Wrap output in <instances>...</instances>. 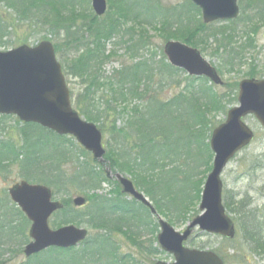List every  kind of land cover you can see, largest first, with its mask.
Instances as JSON below:
<instances>
[{"label":"trees","instance_id":"16d2710c","mask_svg":"<svg viewBox=\"0 0 264 264\" xmlns=\"http://www.w3.org/2000/svg\"><path fill=\"white\" fill-rule=\"evenodd\" d=\"M144 1L149 11L138 0H108L112 16L98 23L92 10L87 13L83 8L84 0H0V9L4 7L14 13L8 24L7 19L0 16V48L8 46L4 38L14 22H31L33 28H47L56 41L63 36L62 43L53 45L67 85H72L69 88L72 106L90 123L113 118L104 157L107 165L114 174L128 175L134 187L152 202L158 215L168 219L171 225H179L189 220L188 215L199 203L203 183L211 170L213 154L208 141L214 125L213 117L208 116L224 107L214 89L206 86V79L191 80L199 85L197 89L191 86L166 103L157 95H149L156 78L165 80L171 72L178 71L167 64L162 52V61L157 62L156 70L154 60L141 55L149 44L147 31L154 28L164 42L177 40L191 48H200L201 53L206 40L212 38L217 47L214 52L216 56H223L222 63L227 71L243 60V52L253 45L248 34L247 42L236 46L233 32L226 35L224 31L203 25L199 9L188 0L182 5L162 9L155 0ZM246 2L257 10L254 20L264 24V0ZM130 3L137 11L130 8ZM249 19L246 17L245 21ZM77 20L85 23L77 25ZM131 21L146 31L125 28L124 25ZM112 39L118 40L115 43L117 48L123 46L131 62L121 70L113 71L111 77L103 78L102 66L115 57V52L110 55L104 52L105 45ZM222 70L218 67V73ZM252 76L251 71L249 77ZM76 80L82 88L79 94L73 87ZM233 88L232 92L236 91ZM98 91H106L112 97L97 99ZM119 118H125L122 128L115 126ZM9 121L13 126H9ZM13 129L18 139L16 142L11 138ZM48 136H54L60 142L50 147V151L44 139ZM66 145L72 146L66 137H58L33 123H21L13 116H0V177L10 176L12 167H15L20 179L45 185L53 195L64 192L68 185L81 191H99L106 184L113 186L109 197L97 193L84 195L88 204L83 211L75 209L72 202L65 199L61 201L63 208L55 212L56 228L68 224L86 226L97 233L95 236H88L77 248L47 249L28 258L24 264H126L116 257L117 243L113 233H120L137 245L134 237L141 232L134 233V227L141 231L150 226L156 233L157 223L151 220L149 209L123 195L119 184L105 176L103 166L86 150L78 148L80 151L72 154ZM78 157L88 160L79 163ZM66 162H72L75 167L69 177L61 171ZM224 206L236 216L235 225L238 227L237 239H222L226 246L216 251L224 264L231 259L228 251L241 246L239 238L253 256H264V225L254 210L248 209L245 200L226 198ZM29 227L26 217L10 203L6 191L2 190L0 264L6 263H3L6 253L11 256L9 260L22 255L24 245L29 242ZM149 251L151 255L157 249L151 246ZM65 259H68L66 263L63 262Z\"/></svg>","mask_w":264,"mask_h":264},{"label":"water","instance_id":"95a60500","mask_svg":"<svg viewBox=\"0 0 264 264\" xmlns=\"http://www.w3.org/2000/svg\"><path fill=\"white\" fill-rule=\"evenodd\" d=\"M237 0H191L201 10L203 23L234 20L238 16ZM91 7L97 17L106 12V0H91ZM164 54L175 69L184 70L192 77H204L213 84H222L215 69L201 58L200 53L180 42H167ZM238 106L227 113L226 121L212 131L210 151L214 153L212 170L204 182L199 211L183 232H177L164 220L159 219L161 233L158 245L173 257L172 264H223L210 251L190 250L184 243L196 228L200 232L234 238L235 226L226 216L222 206L221 176L228 162L253 141L254 133L244 122L252 116L264 129V80H243L238 86ZM0 115L14 116L21 122L33 123L59 136H70L92 155V159L104 165L105 150L102 147L101 132L94 124L81 119L71 106L69 90L57 63L54 47L41 42L36 47L19 46L5 52L0 51ZM110 178L111 171L106 168ZM122 192L142 203L156 215L155 209L136 189L131 180L120 174L113 175ZM10 200L17 205L30 223V242L24 246V257L30 258L49 248L67 250L77 247L87 238L85 229L66 225L51 229L49 219L62 204L52 199V192L46 187L21 181L7 192ZM74 207H83L86 201L76 197ZM158 219V216H156ZM155 264H169L157 262Z\"/></svg>","mask_w":264,"mask_h":264},{"label":"rangeland","instance_id":"374dc122","mask_svg":"<svg viewBox=\"0 0 264 264\" xmlns=\"http://www.w3.org/2000/svg\"><path fill=\"white\" fill-rule=\"evenodd\" d=\"M117 1V0H114ZM139 4L143 7H146L144 4V0H138ZM190 1V0H188ZM131 2V1H130ZM155 3L159 4L162 8H169L177 5H182L185 3V0H155ZM238 7H239V16L236 20L233 21H227V22H220L217 21L216 23H211L209 25V29H215L216 31H224L226 35L230 32L232 35L234 33L235 37V45L239 46L242 44H245L247 42V34L250 35L251 44L253 45V48H250L249 50L243 52V60H241L239 63H237L235 66H233L232 70L227 71V68L222 63L223 56H216L214 50L217 48L215 46V41L210 38L206 40V44L204 45V50L202 51L201 55L202 57L208 61L214 68L218 69V67H221L222 73H219L220 78H222L223 85L216 87L213 84L211 85L209 82L207 83V87L211 86L213 92L216 93V95L221 99V104L224 107V109L215 115L212 113L209 117H213V125L214 128L221 125L225 121L227 112L232 108L238 105L237 103V93H238V84L245 79H250L249 77L250 72L253 71L254 75L253 78L256 80L264 79V24L257 23L256 20H254L255 15L257 14V10H255L254 7L251 5H248L246 0H242L241 3L238 0ZM130 8L134 10L135 8L131 6V3L129 4ZM247 6V7H246ZM108 7V6H107ZM83 8L87 10V13L90 12L89 9H91V0H84ZM149 11V8L146 7ZM243 8V9H242ZM108 9V8H107ZM136 10V9H135ZM137 11V10H136ZM93 12V11H92ZM112 11L109 9L107 10V13L97 18L98 23L103 22V20L110 18ZM0 16L5 17L7 19V23L11 22V19L14 18V13L11 10H5V8L0 9ZM12 17V18H11ZM246 17H250L248 22H246ZM201 20V16H200ZM202 21V20H201ZM135 21H131L124 25L125 28L133 27L136 30L145 29L144 27H138L135 23ZM31 23V22H29ZM29 23L25 22L24 24L16 23L14 22L13 28H10L7 30V37L4 38V41L8 43V46H5V48H0V51L5 52L6 50L15 49L18 46L21 45H30V46H36L39 42L42 41H51L54 44H58L59 42H63V36H60V38L53 39V35L48 31L47 28H41L29 27ZM85 23L82 20H77V25H82ZM157 28V27H155ZM233 32V33H232ZM254 32V33H252ZM148 34V47L145 48L146 50H143L141 53L142 56H145L146 58H149L154 60V70L157 69V62H160V55L162 52V48L164 46V39L159 35V32L153 28L147 31ZM58 42V43H57ZM118 42L117 39H112L111 42L107 43L104 48V52L106 55H110L111 52H115V57H111V59L105 61V64L102 66L101 69V75L103 78L105 77H111L114 72L121 70L122 67L130 64V60H128V56L126 55V52L123 49V46L117 48L115 46V43ZM199 51L200 48H197ZM155 54V57H154ZM223 55V54H221ZM140 57V56H139ZM142 58V57H140ZM59 61V59H58ZM162 61V60H161ZM165 79V77H163ZM77 81H74V89L75 93L79 94L81 93L82 88L80 89L79 85H77ZM69 88L72 86L71 84L68 85ZM193 87L194 89L198 88L197 83L191 82V80L187 79L186 74L180 73H173L171 72L170 75H167L165 80H159L158 78L155 79V83L153 85V89L151 90L152 93L149 95H157V98L161 102L166 103L167 101H170L174 98H177L179 94H182L187 90H189L190 87ZM234 87V88H233ZM235 89L236 91L232 92L231 89ZM150 91V92H151ZM187 93V92H186ZM97 99H103V97L108 98L112 97L108 94L106 91H98L96 93ZM107 95V96H106ZM229 96V98H228ZM236 99V100H235ZM84 119V118H83ZM245 123L248 125L250 130L254 131L255 136L253 138V142L251 145L243 149L239 154H237L232 161L229 162V165L224 169L223 175H222V206H224L226 198L232 199L234 201L238 200H245L246 204L249 205L248 209L254 210L256 217L259 218L261 223L264 225V129L260 126L258 121L254 119V117H246ZM113 121V118H105L104 121L99 123H91L97 126L101 132L103 139V147L108 149L107 142H110V136L108 135V132L111 129V123ZM125 121V118H119L115 122V126L117 128L123 127V122ZM102 124V125H101ZM9 126H13V122L9 121ZM14 130V129H13ZM12 130V131H13ZM11 138L16 142L18 139L15 135V130L13 131ZM71 141L72 146L66 145L67 149H71L70 152L72 154L77 153L80 151L78 148L80 146L77 144L76 140L74 138L66 137ZM44 139L48 142L49 147L47 148L50 151V147L53 145H58L60 143L58 139H56L54 136H48L44 137ZM42 149V147H41ZM78 155V154H77ZM75 159V158H73ZM79 163H84L85 159L78 157L77 158ZM212 163V160H211ZM212 166V165H211ZM75 170V167L73 166V163L66 162L63 163L61 166V171L64 172L68 177L71 175ZM129 178V176H126ZM114 178V177H113ZM5 179V180H4ZM22 178L20 179L19 173H17V170L15 167H12V171L10 176L6 178L0 177V192L2 190H7L11 187V185L16 184L20 182ZM113 189V186L102 185L101 188L96 191H87V190H79L78 187H72L71 185L65 186L64 192H60L57 195H53L54 199L58 202H61L62 200L68 199L70 202L74 200L76 197H85L86 194H98L101 196H108L109 192ZM151 202V201H150ZM152 203V202H151ZM153 207V205H152ZM85 210V208H80V211ZM225 213L227 216L230 217L232 222L235 224L236 216H234L232 213L228 212L226 207L224 208ZM156 211V210H155ZM198 204L196 205V208L193 210V213L191 212L189 216V220L184 222L183 224L179 225H171L168 219L163 217L162 215H158L156 213V216H158V219H162L165 222H167L173 229H175L177 232H182L184 228L192 222V220L200 215ZM156 217L151 218L153 220V223H157ZM148 221V219H145ZM150 221V220H149ZM57 217L54 215L52 216L48 224L52 229L55 230L57 227L56 225ZM152 223V222H151ZM74 225V224H72ZM78 226V225H77ZM236 226V225H235ZM81 228H84L88 230L89 237L95 236L97 233L91 229H89L86 226H78ZM238 230V227H237ZM134 233L141 232L138 236H135V242L138 244L135 245V243H132L129 241L128 238H126L122 234L113 233L114 240L116 244V257L118 259H122V261L126 264H155L157 262H165V263H172L173 259L170 255L166 254L165 252H162L157 247V241L156 237L159 234L160 230L157 227V232H152L151 227L149 226L146 228V230L141 229V231L136 230V227L132 230ZM264 232V227H263ZM237 239V235H236ZM234 239V240H236ZM239 243H242L241 246L235 250L231 249L228 251L227 255L230 256L231 259L227 262V264H264V256H253L249 250L244 246L243 240L241 238L238 239ZM152 246V249H157V252H152L150 255V248ZM187 246L189 248L194 247L199 248L202 250H211V251H218L222 247L226 246L223 245L222 239L218 236H211L208 234H202L198 230L194 232V235L192 237L191 243L188 242ZM223 249V248H222ZM65 256V255H64ZM11 256H8V253H6L5 256H3L4 260L3 263L5 264H24L27 259L26 257H23V255H19V257L9 260ZM63 258V257H62ZM9 260V261H8ZM8 261V262H7ZM68 259H65L63 262L66 263Z\"/></svg>","mask_w":264,"mask_h":264}]
</instances>
